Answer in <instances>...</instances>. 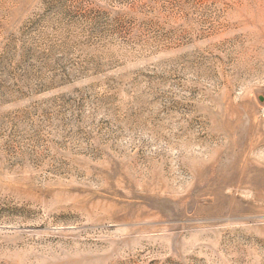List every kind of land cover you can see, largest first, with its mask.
Here are the masks:
<instances>
[{"label":"rangeland","instance_id":"374dc122","mask_svg":"<svg viewBox=\"0 0 264 264\" xmlns=\"http://www.w3.org/2000/svg\"><path fill=\"white\" fill-rule=\"evenodd\" d=\"M0 264H264V0H0Z\"/></svg>","mask_w":264,"mask_h":264}]
</instances>
